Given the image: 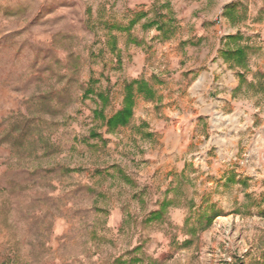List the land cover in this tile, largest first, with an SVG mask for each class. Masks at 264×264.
<instances>
[{
  "label": "rangeland",
  "instance_id": "rangeland-1",
  "mask_svg": "<svg viewBox=\"0 0 264 264\" xmlns=\"http://www.w3.org/2000/svg\"><path fill=\"white\" fill-rule=\"evenodd\" d=\"M160 13L166 37L145 26ZM227 29L242 33L245 68L220 55ZM216 56L234 76L224 109L264 110L250 84L264 76V0H0V264H264V182L210 184L224 173L187 159L206 133L189 87ZM133 78L155 97L109 131L97 93L109 116Z\"/></svg>",
  "mask_w": 264,
  "mask_h": 264
},
{
  "label": "built area",
  "instance_id": "built-area-1",
  "mask_svg": "<svg viewBox=\"0 0 264 264\" xmlns=\"http://www.w3.org/2000/svg\"><path fill=\"white\" fill-rule=\"evenodd\" d=\"M230 31L227 29L223 36ZM208 79L210 86L205 90L203 84ZM232 84H235L234 76L218 56L191 83V102L200 110L196 117L204 119L206 133L200 136V142L187 159L200 172L207 173L209 166L215 165L224 173L223 178L222 174L211 172L210 184L216 176L224 181L232 173L237 180L234 185H240L242 180L250 186L258 185L264 182V110L243 104L224 109L226 97L222 93L231 91ZM172 118L177 125L182 120L177 111L172 113Z\"/></svg>",
  "mask_w": 264,
  "mask_h": 264
},
{
  "label": "trees",
  "instance_id": "trees-1",
  "mask_svg": "<svg viewBox=\"0 0 264 264\" xmlns=\"http://www.w3.org/2000/svg\"><path fill=\"white\" fill-rule=\"evenodd\" d=\"M224 15L229 18L231 23L235 24L236 22L242 20L244 16L238 15L237 11L235 12V6L230 5L224 7ZM146 16V12H140L134 15L130 21L128 26H133L141 17ZM158 16L165 17L164 14L160 13ZM166 21L158 22L157 18H152L149 21L145 23L146 27H155L157 30H159L163 37H166L169 32L172 31V25H173V18L171 16L165 17ZM109 29L117 28V29H123L121 25L112 23L110 25H107ZM110 48L112 50H115L116 48V41L115 36H110ZM243 39L242 33L236 32L234 34L228 35L225 39V41L222 44V48L220 49V55L224 58L225 61L229 63L231 68H237V67H246L247 64V52L246 48L247 46L243 43H241V40ZM237 77L239 80V85L244 81V74L242 72H237ZM98 79H94L91 77L89 79V84H93L94 82H97ZM157 80V79H156ZM256 87L259 90H264V76L260 74L258 80L255 83ZM95 90L91 85H88L84 91L85 96H87L90 93H93ZM138 95H141L145 99H153L155 97V90L153 86L150 84V82L145 78H133L130 81H127L124 85V94L121 100L120 107L111 115L106 116L104 114V106L108 103V96L105 92L99 91L97 93V98L99 99V105L93 109V118L101 120L104 125L107 127V130L114 131L118 127L125 126L129 123L132 115H133V107L135 105V99ZM145 126V123H143ZM88 137L90 138H98L101 137L100 133L94 130L89 131ZM233 175L229 176V180H233ZM172 202L170 200L164 201L163 208L171 204ZM160 211H156L154 213H151L146 220H151L153 218H158L161 216ZM190 240V239H188Z\"/></svg>",
  "mask_w": 264,
  "mask_h": 264
},
{
  "label": "crops",
  "instance_id": "crops-1",
  "mask_svg": "<svg viewBox=\"0 0 264 264\" xmlns=\"http://www.w3.org/2000/svg\"><path fill=\"white\" fill-rule=\"evenodd\" d=\"M230 175H233V177H234V174H231V173H229L227 176H230ZM214 180H217V181H219V182H223V181L221 180V177H219V175L216 176V177L214 178ZM220 197H221V195H220V194H217V198H220Z\"/></svg>",
  "mask_w": 264,
  "mask_h": 264
}]
</instances>
